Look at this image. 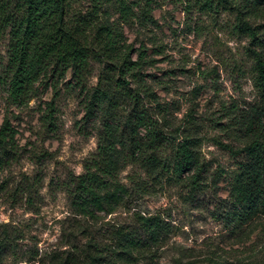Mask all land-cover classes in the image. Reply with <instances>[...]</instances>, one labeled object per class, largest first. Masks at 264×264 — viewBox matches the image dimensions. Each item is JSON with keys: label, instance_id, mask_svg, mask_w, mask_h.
<instances>
[{"label": "rangeland", "instance_id": "obj_1", "mask_svg": "<svg viewBox=\"0 0 264 264\" xmlns=\"http://www.w3.org/2000/svg\"><path fill=\"white\" fill-rule=\"evenodd\" d=\"M69 5L74 22L86 23L73 26L83 28L88 50L81 80L50 61L30 93L15 98L11 29L0 37V130L7 122L14 131L0 164V264H264V212L241 210L234 198L253 139L244 124L261 103L255 46L239 26L258 28L264 40V1L257 12L250 0ZM257 49L264 58V45ZM128 58L138 65L127 70ZM97 89L111 101L89 115ZM136 116L160 147L148 149L144 128L142 145L130 143ZM185 139L196 143L198 166L177 174ZM106 142L117 174L107 180L120 201L114 213L84 216L77 183ZM129 233L139 244L132 251L122 243Z\"/></svg>", "mask_w": 264, "mask_h": 264}, {"label": "trees", "instance_id": "obj_2", "mask_svg": "<svg viewBox=\"0 0 264 264\" xmlns=\"http://www.w3.org/2000/svg\"><path fill=\"white\" fill-rule=\"evenodd\" d=\"M71 0H0V37L7 29H11L12 45L10 68L12 78L10 87L15 98H23L37 83L47 69L50 61H55L65 69H72L76 78L81 80L83 65L87 63L88 50L82 27L84 21H75L69 15ZM224 3H232L235 0H222ZM253 6H261L264 0H250ZM97 3V0H96ZM250 11V10H249ZM241 32L246 33L255 49L252 54L256 60L257 86L261 91V103L248 116L244 124L247 136L252 142L242 150L245 162L240 166V174L236 180L234 198L236 205L247 212L256 214L264 212V58L258 48L263 47L259 29L247 22L239 26ZM106 44L113 43L109 30L100 28ZM127 70L134 68L138 63L128 58L123 62ZM126 70H121L124 75ZM123 87L128 83L121 82ZM111 101L110 95L105 90L97 89L89 104L88 114L91 115L96 106L104 101ZM143 116H136L130 121V142L136 149L142 145L138 140L139 130H146L148 141L146 146L151 149L160 147V136L151 131ZM110 134H108L109 137ZM14 139V131L8 123L0 130V164L2 157L9 152V146ZM111 144L106 142L100 147L98 160L85 175L79 178L76 188V202L84 216H94L92 209L114 213L119 204V186H113L107 178H116V166L112 156ZM178 162L176 173L190 172L198 166L196 143L191 139H185L177 151ZM112 188L115 190L113 191ZM144 228L151 240L157 242L159 233L152 220L143 221ZM122 243L127 251L138 247V243L132 234H123ZM93 259V258H92ZM96 258L93 260L95 261Z\"/></svg>", "mask_w": 264, "mask_h": 264}]
</instances>
